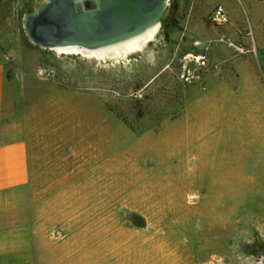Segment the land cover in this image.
Wrapping results in <instances>:
<instances>
[{
    "label": "rangeland",
    "instance_id": "rangeland-1",
    "mask_svg": "<svg viewBox=\"0 0 264 264\" xmlns=\"http://www.w3.org/2000/svg\"><path fill=\"white\" fill-rule=\"evenodd\" d=\"M39 1L0 5V141L28 146L36 251L263 262L264 0H167L153 39L117 58L33 44L22 20Z\"/></svg>",
    "mask_w": 264,
    "mask_h": 264
},
{
    "label": "water",
    "instance_id": "water-1",
    "mask_svg": "<svg viewBox=\"0 0 264 264\" xmlns=\"http://www.w3.org/2000/svg\"><path fill=\"white\" fill-rule=\"evenodd\" d=\"M166 6L167 0H42L23 14L22 25L42 48H96L160 25Z\"/></svg>",
    "mask_w": 264,
    "mask_h": 264
},
{
    "label": "crops",
    "instance_id": "crops-1",
    "mask_svg": "<svg viewBox=\"0 0 264 264\" xmlns=\"http://www.w3.org/2000/svg\"><path fill=\"white\" fill-rule=\"evenodd\" d=\"M0 43H3L2 35ZM6 83L4 61L0 57V121ZM29 169L28 146L24 140L0 141V264H73L67 262L84 259L80 254L36 251L33 221L22 201Z\"/></svg>",
    "mask_w": 264,
    "mask_h": 264
},
{
    "label": "bare ground",
    "instance_id": "bare-ground-1",
    "mask_svg": "<svg viewBox=\"0 0 264 264\" xmlns=\"http://www.w3.org/2000/svg\"><path fill=\"white\" fill-rule=\"evenodd\" d=\"M158 27V24L149 26L145 31L137 35L96 48H86L84 46H59L53 48V50L59 53H80L88 58L122 57L143 49L144 46L153 39L154 35L157 33ZM259 264H263V262H259Z\"/></svg>",
    "mask_w": 264,
    "mask_h": 264
},
{
    "label": "built area",
    "instance_id": "built-area-1",
    "mask_svg": "<svg viewBox=\"0 0 264 264\" xmlns=\"http://www.w3.org/2000/svg\"><path fill=\"white\" fill-rule=\"evenodd\" d=\"M209 21L218 25L227 21L226 13L221 4L214 7L212 13L209 15Z\"/></svg>",
    "mask_w": 264,
    "mask_h": 264
},
{
    "label": "trees",
    "instance_id": "trees-1",
    "mask_svg": "<svg viewBox=\"0 0 264 264\" xmlns=\"http://www.w3.org/2000/svg\"><path fill=\"white\" fill-rule=\"evenodd\" d=\"M30 11H32V10H30ZM161 20H162V21H165V18H163V17H162V19H161Z\"/></svg>",
    "mask_w": 264,
    "mask_h": 264
}]
</instances>
